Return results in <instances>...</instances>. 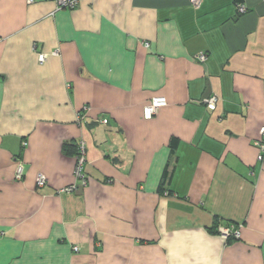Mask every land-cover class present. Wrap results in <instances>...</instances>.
<instances>
[{"label": "crops", "instance_id": "obj_1", "mask_svg": "<svg viewBox=\"0 0 264 264\" xmlns=\"http://www.w3.org/2000/svg\"><path fill=\"white\" fill-rule=\"evenodd\" d=\"M262 127L264 0H0V264H264Z\"/></svg>", "mask_w": 264, "mask_h": 264}, {"label": "built area", "instance_id": "obj_2", "mask_svg": "<svg viewBox=\"0 0 264 264\" xmlns=\"http://www.w3.org/2000/svg\"><path fill=\"white\" fill-rule=\"evenodd\" d=\"M200 0H190L192 5H196L199 3ZM80 0H55V10L59 11L62 9H74ZM238 12L240 14L244 13L246 11L245 7L242 5H239L237 8ZM148 44L146 43L145 46ZM46 60V55L43 53L37 54V61L38 63L42 64ZM196 60L199 63H204L206 60V54L204 53H198L196 56ZM218 99L216 97H210L203 100V103L206 105L207 109L213 111L216 107ZM167 106V101L164 97H154L152 98L149 103L143 108V119L150 120L152 119L158 111ZM84 110H87V107L84 108ZM77 120H82V115L80 113L77 114ZM103 124L107 123V120L104 119L102 121ZM23 146H25V143H23ZM253 146L257 150V161L262 162L264 159V127H262L259 130V138L254 141ZM85 156H86V150H85V144L83 142L77 143V149H76V155H75V167L73 171L75 183L67 188H64L61 190V192H75L80 188H85L87 186V178L84 173V165H85ZM24 177V166L20 159H16V166L14 170V179L16 181H22ZM47 181L44 175L38 174L36 177V187L37 188H43L46 185ZM164 195H167L165 192ZM241 228V225H236L232 223H224V224H218L216 231L217 233L222 236L225 239H234L238 240L239 230ZM73 252H77L78 248L76 246L72 247Z\"/></svg>", "mask_w": 264, "mask_h": 264}, {"label": "trees", "instance_id": "obj_3", "mask_svg": "<svg viewBox=\"0 0 264 264\" xmlns=\"http://www.w3.org/2000/svg\"><path fill=\"white\" fill-rule=\"evenodd\" d=\"M54 2H55V0H54ZM256 140H257V139H256ZM171 144H172V146L174 147L175 144H176V141L173 140ZM172 146H171V147H172ZM76 149H77V146H75L74 154L76 153ZM256 151H257V150H256ZM169 179H170V173H169L168 169L166 168L165 171H164V174H163V178H162L161 185H160V192H161L162 194H164V193L166 192L167 195H169V192H167V190L165 189L167 183L169 182ZM216 227H217V223H216V225H215V227H214V231L217 233V231H216ZM230 240H231V239H230ZM230 240H228V241H230Z\"/></svg>", "mask_w": 264, "mask_h": 264}]
</instances>
